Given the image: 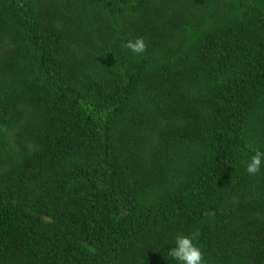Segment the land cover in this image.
I'll list each match as a JSON object with an SVG mask.
<instances>
[{
    "label": "trees",
    "instance_id": "obj_1",
    "mask_svg": "<svg viewBox=\"0 0 264 264\" xmlns=\"http://www.w3.org/2000/svg\"><path fill=\"white\" fill-rule=\"evenodd\" d=\"M256 150L264 0H0V264H264Z\"/></svg>",
    "mask_w": 264,
    "mask_h": 264
},
{
    "label": "clouds",
    "instance_id": "obj_2",
    "mask_svg": "<svg viewBox=\"0 0 264 264\" xmlns=\"http://www.w3.org/2000/svg\"><path fill=\"white\" fill-rule=\"evenodd\" d=\"M125 48L135 54H142L146 51L147 46L143 38H137L134 42L128 41ZM262 163H264V152L256 150L255 155L250 157L245 171L249 175H257L261 170ZM198 236V231L189 236L178 234L175 238V247L169 250L168 255L175 259L177 264H205L203 253L193 243V240L197 239Z\"/></svg>",
    "mask_w": 264,
    "mask_h": 264
}]
</instances>
